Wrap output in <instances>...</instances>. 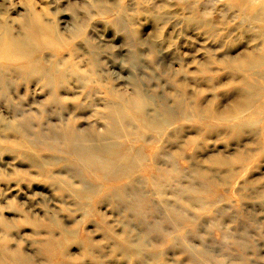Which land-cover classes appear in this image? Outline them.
I'll return each mask as SVG.
<instances>
[{"label": "rangeland", "instance_id": "374dc122", "mask_svg": "<svg viewBox=\"0 0 264 264\" xmlns=\"http://www.w3.org/2000/svg\"><path fill=\"white\" fill-rule=\"evenodd\" d=\"M263 42L264 0H0V243L28 264H264V79L233 71Z\"/></svg>", "mask_w": 264, "mask_h": 264}, {"label": "bare ground", "instance_id": "6f19581e", "mask_svg": "<svg viewBox=\"0 0 264 264\" xmlns=\"http://www.w3.org/2000/svg\"><path fill=\"white\" fill-rule=\"evenodd\" d=\"M28 18H29V21H28L29 23L26 25V30L28 31V37L26 39H30L31 41L35 40V42H36L38 40L37 35L40 32V30L44 27V25L40 21L39 17L35 14V12L33 10L29 9V17ZM50 30L53 33H55V29L50 28ZM5 32H6L7 36H6L5 40H3V42H2V46H1V49L3 50L2 56H10V55L16 56L14 59L23 60L24 63H27L30 67L34 68L33 64L35 63V60L33 58V54L35 52H33V51L35 50V48L33 47L32 50H30L26 40H22L20 37L13 36V35L7 33V31H5ZM57 41H58V39L55 40V42H57ZM51 45H54L53 41L43 42L39 47L47 48ZM234 67H236V69H233V71L235 73L240 74V72H241L243 74L241 84H242V88H244L246 90H249V88L253 84V81L255 79H257V77L259 79L260 78L264 79V76L258 73L259 70L264 69V42H263L262 46H259L257 49L250 52L248 55H246L242 59L238 60L236 63V66L234 65ZM248 94L251 95L250 99H253V97H254L253 92L250 91ZM175 98H176L175 99L176 105L178 107L183 108L186 106L185 99L183 97L177 96ZM146 102L147 101L143 97H141L137 92H135L131 101L129 102V104L125 108L128 109V112H133L134 114H141L140 120L142 121V125L144 127H149L147 117H146V112H144V106L146 105ZM183 109L187 111L188 108L186 107ZM118 111H119V108L116 107L113 112L118 114ZM112 118H113V116H111L109 118V120H111ZM114 127H115L114 125H110V131L115 136H119L122 131L115 129ZM66 138H67L68 143L76 145V144H79L81 139L82 140L85 139V135L77 134L75 132H70V135H67ZM97 142L99 144H103V142L101 140H98ZM75 150H76V153L80 157L83 156L86 159H88L89 164H93L94 165L93 168L95 170H98L97 166H95V164L90 159L92 157H95L96 155L102 154L100 152H96V151L100 150L99 147H96L94 149V151H91V150H88L87 148H85L83 146H80V148H79V146H76ZM106 152H107V154L112 156V150L107 149ZM110 162H115L116 164L120 163L119 159L114 158V157H112ZM86 163H87V161H86ZM180 224L186 225L184 222V219H182ZM151 230L152 229L150 228V231ZM184 233H185V231L182 230L181 234L183 235ZM125 241L128 244V247H127L128 250H130L136 243L134 241V239L130 238V236H127ZM52 243H54L53 240H48L45 244H43V247L46 248L47 245L52 244ZM186 247H188V246H186ZM140 253H141V251H140ZM0 254H1L2 259L4 261H6V260L17 261L18 260L21 263L28 264L27 259L23 256V254L20 251L17 250L15 252H13V254H11L8 251V248L6 247L5 242L0 243ZM157 256H158L157 254H154L151 257V260L154 261V264H165L162 261V259L159 260L157 258ZM191 258H193L197 262H201V263L209 262V258L207 256L206 252H203V251H199V252L198 251L197 252L191 251Z\"/></svg>", "mask_w": 264, "mask_h": 264}]
</instances>
